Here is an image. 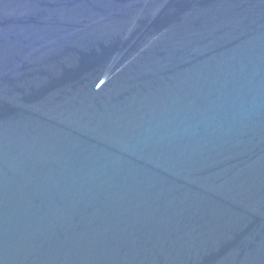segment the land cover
Here are the masks:
<instances>
[{
	"label": "water",
	"instance_id": "water-1",
	"mask_svg": "<svg viewBox=\"0 0 264 264\" xmlns=\"http://www.w3.org/2000/svg\"><path fill=\"white\" fill-rule=\"evenodd\" d=\"M0 264H264V0H0Z\"/></svg>",
	"mask_w": 264,
	"mask_h": 264
}]
</instances>
